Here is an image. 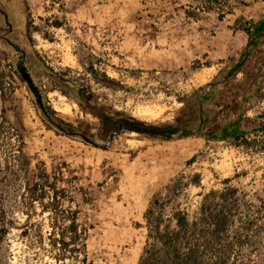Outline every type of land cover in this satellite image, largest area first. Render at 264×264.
Masks as SVG:
<instances>
[{
  "label": "rangeland",
  "instance_id": "1",
  "mask_svg": "<svg viewBox=\"0 0 264 264\" xmlns=\"http://www.w3.org/2000/svg\"><path fill=\"white\" fill-rule=\"evenodd\" d=\"M9 1L29 69L61 122L100 140L110 133L101 115L191 131L172 139L124 131L105 148L63 135L38 115L0 41V112L23 134L30 168L65 162L88 190L89 203L74 195L80 220L92 226L85 241L92 264H136L143 212L177 175H200L185 190L189 208L227 177L244 190L261 187L264 149L240 146L232 133L264 144V39L243 53L244 28L263 26L264 0ZM34 218L45 231L46 220ZM23 220L15 214L0 225V264H80L57 260L48 238L21 237Z\"/></svg>",
  "mask_w": 264,
  "mask_h": 264
},
{
  "label": "trees",
  "instance_id": "2",
  "mask_svg": "<svg viewBox=\"0 0 264 264\" xmlns=\"http://www.w3.org/2000/svg\"><path fill=\"white\" fill-rule=\"evenodd\" d=\"M244 30L248 36L246 46L253 51L264 39V23L262 27L250 24ZM240 65L239 60L228 75ZM26 87L34 96L33 104L39 108V103L47 104L44 94H38L27 84ZM46 107V111L41 110L54 116L53 110ZM100 117L109 131L122 128L169 139L181 130L171 123L156 125L126 116ZM259 118L262 121L259 128L264 133V110ZM232 137L240 146L264 149V144L255 145V140H248L244 132L235 131ZM3 146L6 150L0 176V225L5 227L7 221L12 223L15 214H20L24 218L19 224L21 237L48 238L58 251L54 256L57 260L62 257L61 260L69 258L80 264H92L87 259L85 244L92 226L80 220L81 209L74 194L84 204L91 198L88 190L78 184L79 177L65 162L50 171L42 161L30 168L23 134L1 110L0 151ZM261 176L264 180V173ZM230 182L231 178H224L221 188L200 193L197 205L189 208L183 206L188 198L185 190L190 185L198 186L200 175L194 173L187 178L180 174L170 179L163 191L152 196L143 212L145 242L136 264H264V182L250 190ZM35 216L46 220L45 231Z\"/></svg>",
  "mask_w": 264,
  "mask_h": 264
},
{
  "label": "flooded vegetation",
  "instance_id": "3",
  "mask_svg": "<svg viewBox=\"0 0 264 264\" xmlns=\"http://www.w3.org/2000/svg\"><path fill=\"white\" fill-rule=\"evenodd\" d=\"M9 0H0V35L4 36L6 39L0 40L4 44V52L7 57L13 59V68L14 71L20 76L18 77L25 85H29L30 88L34 91H37L38 94H44L42 87L35 81L28 63H27V54L23 56L21 50L20 36L17 32H6L8 27L7 21L11 22L13 25L15 17L12 12V5ZM7 20V21H6ZM24 57V60H23ZM237 62V61H236ZM235 62V64H236ZM234 64V66H235ZM229 72V71H228ZM228 74V73H227ZM40 108L46 111L47 104L39 103ZM200 106L198 105L197 111H199ZM235 132V131H234Z\"/></svg>",
  "mask_w": 264,
  "mask_h": 264
},
{
  "label": "water",
  "instance_id": "4",
  "mask_svg": "<svg viewBox=\"0 0 264 264\" xmlns=\"http://www.w3.org/2000/svg\"><path fill=\"white\" fill-rule=\"evenodd\" d=\"M7 24H8V27L6 29V32H9V33L10 32H17L18 33L17 28L14 26V22L12 25L11 22L7 21ZM0 29H2V26H0ZM19 35L21 36V33H19ZM3 39H6V38L4 36L0 35V40H3ZM251 49H252L251 46H245V48L243 49V52H244V50H246L245 55H247ZM21 52H22L23 56L26 54V51L24 49H22ZM244 59L245 58H239L237 61L240 60L241 62H243ZM23 60H24V57H23ZM233 68H234V65L229 68V71L232 70ZM46 74L51 76L50 73H46ZM30 95H31L32 101L34 102V96L31 93H30ZM34 107H35L38 115L42 118V120L48 126H50L52 129H54L55 131H58L63 135L78 139L84 143L90 144V145L98 147V148L107 147L110 144L114 135L119 134L121 132H124V129L117 128V129L111 130L108 137L105 140H100L95 135H89L80 129H77V128L69 125V124L61 122L59 119H57L55 116L51 115L49 112H47V113L43 112L41 110V108H39L36 104H34ZM133 132H135V131H133ZM190 132L191 131L189 129H181L177 134H173L169 139H172L175 136L177 137L178 135L188 134ZM193 133L196 134V132H193ZM207 138L212 139V140L215 139V138H209V137H207Z\"/></svg>",
  "mask_w": 264,
  "mask_h": 264
}]
</instances>
